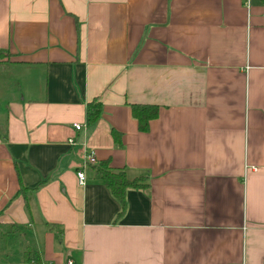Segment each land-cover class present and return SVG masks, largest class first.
<instances>
[{"label":"crops","instance_id":"crops-1","mask_svg":"<svg viewBox=\"0 0 264 264\" xmlns=\"http://www.w3.org/2000/svg\"><path fill=\"white\" fill-rule=\"evenodd\" d=\"M0 51V264H264L263 4L0 0ZM91 152L146 180L124 212Z\"/></svg>","mask_w":264,"mask_h":264},{"label":"trees","instance_id":"trees-1","mask_svg":"<svg viewBox=\"0 0 264 264\" xmlns=\"http://www.w3.org/2000/svg\"><path fill=\"white\" fill-rule=\"evenodd\" d=\"M252 3L263 4L264 0H252ZM10 58V54L4 51H0V61ZM103 112L102 104L98 100H94L87 105V121L89 126L96 125L101 119ZM132 117L138 123V131L140 133H147L150 128V123L158 118L159 108L155 106H142L132 105L131 106ZM113 139L118 146L122 145V136L120 133L113 131ZM93 166V165H90ZM95 174L99 177L101 182L110 191L112 196L119 202L124 212L126 203V193L129 189H143L147 187L146 180L143 178H137L129 180L127 175L122 170H114L110 167V163L100 162L92 167ZM21 179H20V190L17 196L22 195L26 192ZM121 216V214L119 215ZM27 227H22L15 223L0 224V253L5 252L10 238L22 234ZM41 256L40 253L26 247L23 255V264H40Z\"/></svg>","mask_w":264,"mask_h":264},{"label":"built area","instance_id":"built-area-1","mask_svg":"<svg viewBox=\"0 0 264 264\" xmlns=\"http://www.w3.org/2000/svg\"><path fill=\"white\" fill-rule=\"evenodd\" d=\"M74 128L76 131H81L82 127L80 125H74ZM71 144H74V141L70 142ZM97 164V160L96 157L94 155V153H90L88 158H87V165H96ZM78 181L79 184L84 186L86 184V176L84 172H79L78 173ZM68 264H73L72 262H69Z\"/></svg>","mask_w":264,"mask_h":264},{"label":"rangeland","instance_id":"rangeland-1","mask_svg":"<svg viewBox=\"0 0 264 264\" xmlns=\"http://www.w3.org/2000/svg\"><path fill=\"white\" fill-rule=\"evenodd\" d=\"M19 243H22V244H25V240H24V238H23V240H21L20 242H19V240H17L16 241V244H15V250L16 249H18V247H19ZM16 245H18V246H16ZM24 246V245H23ZM32 247L33 245H26V247ZM34 249V248H33ZM18 260V259H17ZM10 264H14L16 261H15V257H13L10 261ZM19 261H17V263H18Z\"/></svg>","mask_w":264,"mask_h":264}]
</instances>
